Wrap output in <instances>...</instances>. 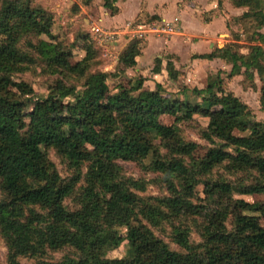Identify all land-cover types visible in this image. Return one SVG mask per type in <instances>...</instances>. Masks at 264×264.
<instances>
[{"label": "trees", "instance_id": "1", "mask_svg": "<svg viewBox=\"0 0 264 264\" xmlns=\"http://www.w3.org/2000/svg\"><path fill=\"white\" fill-rule=\"evenodd\" d=\"M81 1L89 6L93 0ZM117 1L102 0V6L115 15ZM230 2L247 8L235 18L238 33L258 43L248 46L246 54L232 49V42L192 57L220 55L231 65L227 76L243 74L251 87L257 72L264 113V0ZM53 19L52 12L31 0H0V235L7 263L70 249L59 260L38 264H264V202L236 203L233 197L236 190L264 193V120H256L219 76L202 89H184L182 98L163 92L159 83L153 90L145 88L141 75L119 78L123 67L136 65L131 47L118 55L119 72L92 71L98 50L91 43L80 59L70 62L66 47L52 34ZM28 36L36 39L24 42L31 54L22 49ZM153 62L152 71L160 72L162 58ZM34 66L78 83L59 79L46 95L34 97L29 83L13 79ZM165 69L172 81L182 74L169 60ZM109 77L119 78L115 86ZM68 97L61 113L60 103ZM163 116L174 122L162 123ZM195 117L207 119L199 135L211 145L198 158V143L185 139L178 126ZM159 147L166 150L161 173L167 194L138 195L144 182L122 180L120 162L143 166L149 154L160 155ZM50 150L72 170L68 180L61 177ZM256 163L263 167L249 184L233 187L222 176L210 177L217 166L250 174ZM80 180L78 207L69 209L65 199ZM199 184L203 197L195 194ZM235 204L241 214L228 228ZM163 223L171 226V237L183 251L171 249L154 233L152 228ZM192 228L196 243L189 239ZM123 241L131 254L108 257Z\"/></svg>", "mask_w": 264, "mask_h": 264}, {"label": "rangeland", "instance_id": "2", "mask_svg": "<svg viewBox=\"0 0 264 264\" xmlns=\"http://www.w3.org/2000/svg\"><path fill=\"white\" fill-rule=\"evenodd\" d=\"M31 2L35 5H40L43 8L53 13L54 19L52 24V34L56 37L57 41H59L61 44H63L66 47L65 53L70 62L80 59L81 57L78 54L79 53L78 51H80V49L84 51L85 47L88 46L89 43H91L94 44L98 50V56L94 61L95 63L92 71L107 72V71L119 70L120 64L118 63V61L114 63V61L117 59V51H115L113 48L109 46H107L106 48L104 47L105 42L108 41L109 39L108 38L106 39V37L100 35L99 33H94L91 31V26L97 25L101 28L104 26L107 27L106 25L109 24V22L106 19L104 21L102 20L98 21L97 16H95V14H93V12L90 11V13H82L78 15L76 19L71 20V18L80 10L79 6L80 5L83 7L85 6L81 0H74L73 3L68 6V10L66 11H62L59 8L58 9L53 8L51 6L52 4H50L45 0H31ZM220 7H218L219 10H221ZM170 13L173 15V12ZM89 14L93 17L90 18ZM209 16H212L211 12L208 11L203 12L202 20L203 21L208 20ZM84 19L86 21H84ZM233 23L234 20L231 17L227 19L228 25H231ZM188 24L190 25V31L191 29H195L194 27H196L197 30L200 28V25L196 22L194 23L191 19L190 21H188ZM216 26H219V24H216ZM102 30H106V29L102 28ZM226 32L228 33V31L226 30L219 31L216 38L213 40L214 48L220 45L221 47H223L227 43L234 42V48L232 49L234 50L237 49L241 53L245 54L248 52V46L252 45L254 42L256 43L258 42V41H254L253 39H250L248 36L241 35L240 33H238V31L229 32L228 37L225 35ZM40 38L46 40L48 39V37L45 35H41ZM114 38L115 35L111 40H113ZM1 39H3V37ZM27 39L28 40L30 39L33 42H35L36 39L30 38V36L24 37L22 39V45H23L22 49L28 50L29 53L31 54L32 53L31 49L28 48L27 46L25 47L24 42ZM140 41L142 42L143 40ZM106 63L107 64L113 63V67L111 69H104ZM220 66L223 67L224 65L221 64ZM188 69L186 70L187 74L189 73ZM191 69H193V76H194L193 79L196 80L194 82L200 83V80L204 79L203 68L198 66ZM186 73H183V75L185 74V76L182 80L186 79ZM227 73L228 72L225 70H221V69L218 70L217 68H215L213 70L207 71L206 74L208 78L214 77L215 79L216 76L221 77V79L223 80L224 88H226L228 91H232V93L235 96H237L243 103L247 104V106L251 109L253 116L256 120L258 121L264 120V113L263 111H261L260 103H259L260 91L258 89V86L261 85V81L259 79L257 72L254 71V79H253V81H255V84H257V87L256 88L253 87V89L250 86V81L246 79L244 75H241L240 77L241 79L237 77L230 79L227 76ZM13 79H15L16 81L23 80L29 83L34 90V97L46 95L49 90L55 88L56 83L59 79H63L65 82L69 84L78 83V81L72 77H63L61 74L48 73L47 71L43 70L42 67L40 66H34L25 72L15 74L13 75ZM117 81L118 80L113 77H109L108 80L110 86L117 83ZM187 86H189L188 88L190 89V82H188ZM166 87L171 88L170 86H166ZM171 89L173 90V88ZM171 89H168V91L165 93H169L172 96L182 98L183 95L181 92H174L175 90L172 91ZM70 101H71L70 97L65 98L63 101H61L59 108L61 113L65 111V108ZM26 107L29 108L28 105ZM161 122L170 125L174 122V119L171 116H163L161 117ZM206 122H207L206 118L195 117V119H193L192 121H183L178 124L181 134L185 139L195 141L196 143H198L199 147L194 155L196 158L201 156L205 152V150L211 146L207 141L202 139L199 135V130L206 127L207 125ZM156 143H158L157 140ZM159 153L160 155L158 154L154 155L153 153L149 154L146 157V159H144L143 166L135 162H120L121 165L120 172H121L122 180L131 178L133 180H139L144 182L145 190L144 191L136 190L138 195L162 197L167 194L161 173V170L167 159L165 157L166 150L163 149L162 147H159ZM49 156L52 159V161L55 163L61 177L65 180H68L72 175V170L67 166L66 162H64L60 157H58L52 150L49 151ZM262 167H263L262 163H256L255 167L251 169L250 174H248L244 172L230 173L223 166H217L212 170L210 177L222 176L226 178V180L230 182L233 187H235L237 183L249 184L251 182H254L253 181L254 177H256L257 173L262 170ZM83 186H84V181L80 180L74 186L73 193L65 199L64 203L69 209L78 207L80 193L82 191ZM195 194L197 197H203L201 184L195 187ZM233 197L236 203L239 200L252 202L256 205L262 204L264 202V193L246 195V194H240L236 190L234 192ZM1 198L2 195L0 192V199ZM193 201L196 202V199H194ZM237 214H241V211L239 210V208H237V205L235 204V208L233 209L232 212L229 213L227 219L228 228L231 225L230 223L232 218ZM185 223H189V221L185 220ZM261 223L263 225L262 221ZM152 229L154 233L160 238H162L171 249L179 252L183 251V249L180 248L173 241L171 237V226L168 223H163L160 227L157 228L153 227ZM119 231L124 233L125 229L120 228ZM189 239L195 243L199 241V237L193 228L190 233ZM70 253H71L70 249H63L56 252L49 251L46 255H44L41 258H36L31 256L21 257L20 262L22 264H38V261L41 259L55 261V260H59L63 255ZM130 254H131L130 246L128 245L127 241H123L118 248L109 251L107 255L110 258H121V257H126ZM0 264H8L7 248L4 239L1 235H0Z\"/></svg>", "mask_w": 264, "mask_h": 264}, {"label": "crops", "instance_id": "3", "mask_svg": "<svg viewBox=\"0 0 264 264\" xmlns=\"http://www.w3.org/2000/svg\"><path fill=\"white\" fill-rule=\"evenodd\" d=\"M73 1L62 3L59 9L62 11L68 10V6ZM116 6L118 12L115 15H110L109 11L102 6V0H93L89 6L83 7L80 5V10L71 20L76 19L82 13H90V11L97 16L98 21L106 19L109 24L106 25L107 27L104 26L102 28L111 33H116L115 38L106 41L104 45L105 48L109 46L117 51V59L114 63L118 61V55L122 49L131 47L135 51L136 65L127 69L120 65L119 69L122 66L123 71L119 73V78L127 77L131 79L141 75L144 78V87L150 90H153L155 84L159 83L163 92H167L171 88L175 90L174 92H183L184 89L186 92H191V89H202L212 81L214 77L208 78L207 71L217 68L218 70L230 72V63L220 57V55L212 59L193 58L192 56L209 54L215 49L221 48V45L214 48L213 40L219 31L236 32L235 18L245 12L247 10L246 7H236L232 5L230 0H221V10L218 9V0H118ZM205 11L211 12L212 16H209L208 20L203 21L202 14ZM170 12H173V15ZM89 16L90 18L93 17L90 14ZM230 17L234 20V25L227 24V19ZM174 18H177V21H173ZM190 19L200 25L198 30L194 27L195 29L190 31V25L188 24ZM84 21L86 20L84 19ZM161 22H169L173 26L174 31L135 34L138 24ZM216 24H219V26H216ZM228 33L226 32L225 34L227 37L229 36ZM140 40L143 41L141 42ZM253 44H256V42ZM78 52L80 57H82L84 51L80 49ZM156 57L162 58V67L160 72L157 73L152 71L153 61ZM168 60L173 62L175 69L182 73L175 81L168 78L165 69V64ZM221 64L224 66H220ZM198 66L202 67L204 72V79L200 80V83L194 82L196 80L193 79V69H191ZM112 67L113 63H106L104 69H111ZM187 69L189 71L188 74L186 73ZM113 71L119 72V70ZM183 73H186L185 80H182L185 76ZM241 75L243 74L234 75L230 79L236 77L241 79ZM119 78L116 79L118 80ZM188 82H190V89L187 86ZM194 83L197 85L195 86ZM254 85L256 88L257 84H255V81ZM260 86H258L259 91ZM114 90L116 89L114 88Z\"/></svg>", "mask_w": 264, "mask_h": 264}, {"label": "built area", "instance_id": "4", "mask_svg": "<svg viewBox=\"0 0 264 264\" xmlns=\"http://www.w3.org/2000/svg\"><path fill=\"white\" fill-rule=\"evenodd\" d=\"M45 1L52 4L51 6L53 8L58 9L61 8L62 3L63 4L68 3V1L70 0H45ZM173 21H177V18H174ZM91 31L94 33H99L100 35H103L104 37H106V39L108 38L109 40H111L114 37V35H116V33H111L109 31L102 30V28L97 25L91 26ZM173 31L174 28L169 22H163V23L161 22V23L138 24V28L135 34H143L146 32L168 33Z\"/></svg>", "mask_w": 264, "mask_h": 264}]
</instances>
